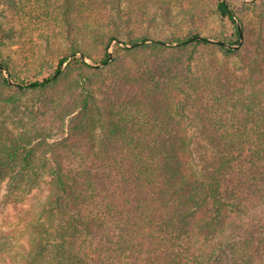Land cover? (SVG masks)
Returning a JSON list of instances; mask_svg holds the SVG:
<instances>
[{
	"label": "trees",
	"instance_id": "1",
	"mask_svg": "<svg viewBox=\"0 0 264 264\" xmlns=\"http://www.w3.org/2000/svg\"><path fill=\"white\" fill-rule=\"evenodd\" d=\"M0 191L1 264H264V0H0Z\"/></svg>",
	"mask_w": 264,
	"mask_h": 264
},
{
	"label": "rangeland",
	"instance_id": "2",
	"mask_svg": "<svg viewBox=\"0 0 264 264\" xmlns=\"http://www.w3.org/2000/svg\"><path fill=\"white\" fill-rule=\"evenodd\" d=\"M171 1H174V0H171ZM231 61H234L237 64L236 59H232ZM42 197H43V194H39V193L37 194L38 199ZM19 224H20L19 221L15 217L14 209H12L11 207H8L7 209H1L0 207V242L8 240V243H7L8 250L11 249V247L14 245V243L17 240L16 237H17V231H18Z\"/></svg>",
	"mask_w": 264,
	"mask_h": 264
}]
</instances>
